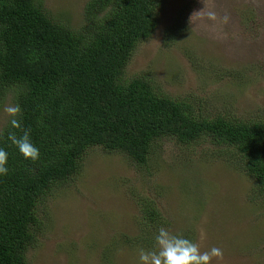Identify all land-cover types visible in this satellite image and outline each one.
I'll return each instance as SVG.
<instances>
[{"label": "trees", "instance_id": "trees-1", "mask_svg": "<svg viewBox=\"0 0 264 264\" xmlns=\"http://www.w3.org/2000/svg\"><path fill=\"white\" fill-rule=\"evenodd\" d=\"M44 3L0 0V109L7 95L22 108V128L8 123L0 135L9 153V174L0 178V264H28L39 205L96 147L142 169L167 139L226 146L264 196V118L202 115L193 103L165 95L150 77L125 78L137 47L159 25L165 0H89L77 29L52 17ZM189 8L178 23H189L198 3ZM238 14L246 39L264 31L254 8ZM179 29H167V44L177 42ZM25 129L40 150L37 161L25 159L8 139L10 131L19 136ZM158 198L138 197L137 233L122 236L130 246L151 248L158 228L170 227ZM186 226L178 233L195 240L194 227Z\"/></svg>", "mask_w": 264, "mask_h": 264}, {"label": "rangeland", "instance_id": "rangeland-1", "mask_svg": "<svg viewBox=\"0 0 264 264\" xmlns=\"http://www.w3.org/2000/svg\"><path fill=\"white\" fill-rule=\"evenodd\" d=\"M88 1L44 0V6L77 29ZM194 1L198 10L182 25L177 17L190 12L192 0H165L159 25L137 47L125 78L150 77L165 95L193 103L202 115L263 119L264 31L256 39L240 35L238 12L251 7L264 18V0ZM171 26L181 28L174 45L166 43ZM3 102L0 132L10 119L4 107L15 104L12 95ZM227 149L167 139L142 169L123 154L89 150L78 173L53 186L39 205L28 264H138L139 249L122 236L137 233L138 197L145 195L159 196L169 231L192 224L201 250H223L212 264H264V196Z\"/></svg>", "mask_w": 264, "mask_h": 264}, {"label": "clouds", "instance_id": "clouds-1", "mask_svg": "<svg viewBox=\"0 0 264 264\" xmlns=\"http://www.w3.org/2000/svg\"><path fill=\"white\" fill-rule=\"evenodd\" d=\"M210 18L214 14L209 13ZM8 115L9 125L13 129L22 128V108L19 103L4 107ZM3 133L0 132V135ZM8 139L18 149L25 159L37 161L40 150L33 143L29 130H23L22 135L15 132L8 133ZM9 153L0 146V178L9 174ZM223 250L213 246L208 250H201L200 244L179 233H173L161 226L154 235V244L151 248L138 250V264H212L214 259H221Z\"/></svg>", "mask_w": 264, "mask_h": 264}]
</instances>
